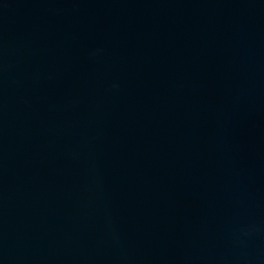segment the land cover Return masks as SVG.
<instances>
[{
    "label": "water",
    "instance_id": "95a60500",
    "mask_svg": "<svg viewBox=\"0 0 264 264\" xmlns=\"http://www.w3.org/2000/svg\"><path fill=\"white\" fill-rule=\"evenodd\" d=\"M0 264H264V0H0Z\"/></svg>",
    "mask_w": 264,
    "mask_h": 264
}]
</instances>
